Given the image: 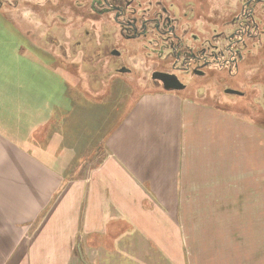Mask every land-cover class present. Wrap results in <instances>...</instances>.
<instances>
[{
    "label": "crops",
    "instance_id": "crops-1",
    "mask_svg": "<svg viewBox=\"0 0 264 264\" xmlns=\"http://www.w3.org/2000/svg\"><path fill=\"white\" fill-rule=\"evenodd\" d=\"M0 19V264H264L261 125L206 108L199 137L197 102L149 90L109 129L103 160L69 180L68 154L47 130L70 115L59 58L26 55ZM91 102L78 105L85 125L81 109L96 106L101 119ZM201 155L211 157L204 255L181 207L197 197L183 201L181 189H197L186 165ZM230 157H239L234 168ZM231 171L235 183L223 176Z\"/></svg>",
    "mask_w": 264,
    "mask_h": 264
},
{
    "label": "rangeland",
    "instance_id": "rangeland-1",
    "mask_svg": "<svg viewBox=\"0 0 264 264\" xmlns=\"http://www.w3.org/2000/svg\"><path fill=\"white\" fill-rule=\"evenodd\" d=\"M179 1L185 2L183 5L189 2L197 4L196 14L200 19L208 24L207 27L215 26L218 28L222 25L218 21V13L223 12L226 6L232 5L231 0ZM71 10H66L64 14L62 13L63 9H61L59 13L63 16L54 18L55 15L50 12L49 8L39 10L36 13H32L29 9H9L1 10L0 17L5 19L3 35L6 38L16 39V43L20 42L22 51L26 55L31 54L36 57L41 53H47L51 57L59 58V61L53 60V64L54 69L61 70V74L70 84L68 91L70 96L66 100L70 115L69 118H66L65 113L67 111L62 115H56L52 130L49 129L50 127L47 130L48 135L50 136L49 132L51 131V135L54 134L53 136L61 148L65 149L62 153L68 154L70 164L66 169L68 171L65 172V176L73 181L81 178L79 169L83 165L86 166V171H82V173H88L95 167V164L97 166L103 160L106 155L104 140L109 129L114 128L117 123L120 125L125 115L129 114L140 98L149 94L152 87L148 83V74H142L145 68L141 59L129 56L124 66L131 69L133 73L117 74L108 61V54L102 56L96 54L93 57L95 51L94 27L93 23H90L93 19L88 21L91 15L86 14L84 18L87 23L80 28L77 13H72ZM223 13L227 15L229 11ZM229 20L230 16L225 19V21ZM1 24L0 19V26ZM86 32L89 33L85 35ZM78 41H81L82 45L81 48L77 49L76 46L78 45L74 44ZM133 51L136 50L132 47L127 52L133 56ZM100 57L103 59H98ZM131 58L139 60V63H130ZM42 60L50 62L46 59ZM148 61L154 60L150 58ZM244 66V73L234 79L233 77L227 79L223 74L207 75L194 83L191 89L192 85L190 84L191 86L185 91L171 93L175 97L180 96V98L192 99V101L197 102L199 137L205 132L206 108L217 107L218 112L222 114L244 118L261 125L263 134L261 161L264 167V48L256 55L252 54L251 56L250 54ZM185 82L186 84L189 83L188 80ZM62 86L66 91L65 85ZM227 90L243 93V96L229 95ZM160 92L166 93L163 90ZM83 99L87 103L92 101L91 105L95 104V101L99 103L101 119L98 116L95 117L97 108L92 106L84 111L81 109V115L89 117L90 124L85 125L82 122L78 105ZM110 111L114 114L112 118L116 120L107 124L106 118L110 116ZM199 140L203 143L201 139ZM191 158L192 162L186 166L192 170H197V189L182 188L181 196L183 201H188L193 195L197 197L195 202L182 203L183 217L186 218L183 219L182 224L187 229L197 227L198 235L192 236V240L197 241L198 252L204 255L206 243L205 209L207 206L205 196L210 192H206V174L211 157L201 155ZM223 158L218 157L217 159L222 160ZM238 158H229L231 159V167H236L233 163H237ZM213 159L215 160L216 157ZM252 160L253 156L247 157V162L252 163ZM219 165L222 166V170L226 167L225 163L224 165L218 163L214 169L217 170ZM214 174L216 181L220 178L221 172L216 173L215 171ZM236 175L237 172L234 171L229 173V177L225 172L223 173V176L226 179L229 178L230 182L233 183L238 180H236Z\"/></svg>",
    "mask_w": 264,
    "mask_h": 264
},
{
    "label": "flooded vegetation",
    "instance_id": "flooded-vegetation-1",
    "mask_svg": "<svg viewBox=\"0 0 264 264\" xmlns=\"http://www.w3.org/2000/svg\"><path fill=\"white\" fill-rule=\"evenodd\" d=\"M184 3L179 0H0V11L29 9L36 13L49 8L55 18L63 16L59 10L63 9L64 13L72 9V13H77L80 28L87 23L85 15H91L88 21L93 19L90 21L94 27L93 57L108 54L117 74H123L122 70L126 71L124 74L133 73L124 66L129 56L141 59L145 68L142 74H148L152 90L167 91L166 88L173 87L176 90L168 92H181L192 85L191 89L207 75L223 74L234 79L243 74L250 54L256 55L264 48V0H231L232 5L223 9L229 13H218L220 28L207 27L196 14L197 4ZM228 16L230 20L225 21ZM74 45L81 48L82 42ZM132 47L136 50L133 56L127 52ZM150 58L154 61L149 62ZM137 59L131 58L129 62L139 63Z\"/></svg>",
    "mask_w": 264,
    "mask_h": 264
},
{
    "label": "water",
    "instance_id": "water-1",
    "mask_svg": "<svg viewBox=\"0 0 264 264\" xmlns=\"http://www.w3.org/2000/svg\"><path fill=\"white\" fill-rule=\"evenodd\" d=\"M126 72L125 70H122V72ZM164 77V76H163ZM167 91H173V90H176L175 88L173 87H169V88H166ZM227 94L229 95H237V96H243V93H240V92H237V91H233V90H227Z\"/></svg>",
    "mask_w": 264,
    "mask_h": 264
}]
</instances>
